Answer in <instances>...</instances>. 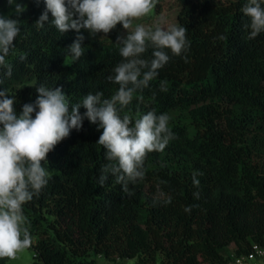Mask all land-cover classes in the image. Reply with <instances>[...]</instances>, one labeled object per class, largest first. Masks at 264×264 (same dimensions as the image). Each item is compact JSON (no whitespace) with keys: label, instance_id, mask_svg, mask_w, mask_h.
<instances>
[{"label":"trees","instance_id":"1","mask_svg":"<svg viewBox=\"0 0 264 264\" xmlns=\"http://www.w3.org/2000/svg\"><path fill=\"white\" fill-rule=\"evenodd\" d=\"M180 2L175 25L186 28L187 50L174 56L165 49L169 62L120 114L135 119L150 110L159 115L183 108L193 135L183 122L169 125L176 138L148 154L145 177L129 183V196L111 174L98 184L108 163L96 142L102 130L84 118L81 129L48 153L42 162L48 183L23 206L32 235L29 264H95V255L147 264L158 253L165 264H224L231 252L264 242V32L248 38L247 0ZM44 11V0H0V16L20 27L6 57L12 75L0 69V90L16 98L17 112L36 99L29 85L61 87L70 106L88 93L110 98L119 85L106 78L123 59L117 38L103 41L80 29L85 51L72 62L68 47L77 32L60 33L50 12L38 27ZM193 173H202L196 175L199 187Z\"/></svg>","mask_w":264,"mask_h":264},{"label":"clouds","instance_id":"2","mask_svg":"<svg viewBox=\"0 0 264 264\" xmlns=\"http://www.w3.org/2000/svg\"><path fill=\"white\" fill-rule=\"evenodd\" d=\"M7 2L11 5L13 0ZM156 3L157 0H44L45 11L36 25L43 27L50 12L51 23L60 33L77 32L68 47L72 62L85 51L82 47L85 37L80 29L90 35H107L120 24L126 30V35L116 39L123 59L114 67V74L106 78L119 87L110 98H103V93L98 91L88 93L70 106L61 87L29 85L35 88L36 99L24 103L19 112L14 107L16 98L8 95L6 89L0 90V259L15 260L18 253L32 246L23 206L39 196L48 183L50 173L42 166L48 153L72 129H81L84 118L102 130L96 142L105 150L108 163L101 170L98 184L103 186L111 174L129 196L133 195L129 183L135 184L145 177L148 154L162 152L176 138L167 113L157 115L155 110H150L135 119L131 114H120L132 102L134 94L149 87L158 70L169 62L165 49L180 56L189 46L183 26L133 25V21L148 16ZM262 4L264 0H247L242 7L243 14L250 18L249 39L264 32ZM23 10L21 5H16L17 12ZM19 33L18 20L0 16V69L6 77L12 75V65L6 57ZM149 48L150 59L144 56ZM20 59L24 60L25 56ZM160 87L167 90L163 83ZM81 106L86 110L83 115L79 112ZM196 175L202 173H193V184L199 187ZM194 195L199 197V193ZM170 202L169 196L165 203Z\"/></svg>","mask_w":264,"mask_h":264},{"label":"rangeland","instance_id":"3","mask_svg":"<svg viewBox=\"0 0 264 264\" xmlns=\"http://www.w3.org/2000/svg\"><path fill=\"white\" fill-rule=\"evenodd\" d=\"M180 0H161L156 3L155 7L151 13L140 19L133 21V25L143 24L145 26H156L160 25L167 28L170 25L177 24L178 21V12L180 8ZM126 35V30L122 28L120 24H117L116 27L110 31L107 35L99 33V38L103 41H110L112 37L117 38V36ZM170 117L169 125L176 122H183L188 128V133L190 136L194 133V125L190 118L189 112L183 108H176L170 110L168 113ZM33 253L29 249H25L17 254L15 260H8V264H29L32 260ZM95 264H137V258H119L118 256H109L104 257L102 255L94 256ZM147 264H165L162 260L161 254H157V260L155 262H150ZM263 264V263H259Z\"/></svg>","mask_w":264,"mask_h":264},{"label":"built area","instance_id":"4","mask_svg":"<svg viewBox=\"0 0 264 264\" xmlns=\"http://www.w3.org/2000/svg\"><path fill=\"white\" fill-rule=\"evenodd\" d=\"M264 264V242L252 243L249 250L242 254L230 253L224 264Z\"/></svg>","mask_w":264,"mask_h":264}]
</instances>
